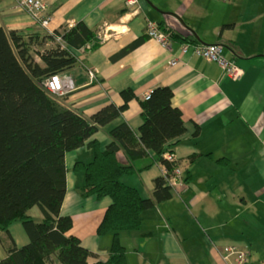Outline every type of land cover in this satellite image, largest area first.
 <instances>
[{"label":"crops","instance_id":"0c3cea01","mask_svg":"<svg viewBox=\"0 0 264 264\" xmlns=\"http://www.w3.org/2000/svg\"><path fill=\"white\" fill-rule=\"evenodd\" d=\"M45 1L50 15L46 31L83 22L103 34L98 48L81 53L80 64L60 74L73 86L61 97L62 105L89 117L107 103L120 104L118 94L125 88L142 99L155 87L168 86L172 106L182 113L184 132L172 147L182 182L169 198L142 212L149 235L122 238L127 263L233 264L232 256L225 260L219 251L234 245L248 252L244 264H264V0H139L135 14L124 0ZM147 19L163 20L176 32L196 35L200 43L225 44L223 54L242 68V78L232 80L213 61L180 54L183 41L172 39L169 50L144 38ZM223 24L230 26L220 34ZM0 26L20 34L45 31L13 0H0ZM171 58L178 63L170 66ZM89 69L95 70L92 80ZM140 113L137 100H131L121 117L100 127L93 138L104 148L108 130L121 120L138 136ZM117 157L141 168L121 181L150 197L163 166L153 162L144 168L152 161L149 151L132 162L122 150ZM91 159L86 145L65 154L60 208L72 219L68 233L93 254L87 264L106 259L110 244L109 236L96 232L110 198L81 197L77 188L83 175L72 171L75 161ZM28 242L22 224L13 222L7 232L0 231V260L12 243L21 247Z\"/></svg>","mask_w":264,"mask_h":264},{"label":"trees","instance_id":"16d2710c","mask_svg":"<svg viewBox=\"0 0 264 264\" xmlns=\"http://www.w3.org/2000/svg\"><path fill=\"white\" fill-rule=\"evenodd\" d=\"M150 22L156 23L170 42L175 39L182 44H209L200 43L196 35L190 38L176 32L163 20ZM228 26L223 24L220 34ZM185 28L193 34L188 26ZM145 37L149 38L144 34ZM102 41L100 30L90 29L83 22L29 34L0 26V231L7 232L10 224L19 221L29 237L21 247L12 243L0 264H87L93 256L76 236L68 233L71 217L60 213L66 192L65 154L83 145L92 151V159L77 160L72 166L74 173L83 175V184L77 188L79 195L111 200L96 228L99 236L110 237L108 255L92 264H128L122 238L149 235L151 231L141 224L142 212L171 196L166 176L175 164L164 159L163 154L173 151L184 132V122L181 111L171 104L173 91L168 86H157L142 99L131 88H125L118 94L120 104L107 103L89 117L62 105L61 97L43 86L51 75H60L80 64L81 53L95 50ZM219 44L223 45L224 56L226 45ZM229 60L238 66L233 58ZM87 75L94 79L95 70L89 69ZM242 75L243 70L239 77L225 76L239 80ZM131 100H137L141 110L138 136L121 120L108 130L109 141L101 148L94 134L120 118ZM120 150L130 162L145 157L149 151L152 161L144 168L158 162L166 170V175L153 180L150 197H142L136 188L121 181L141 168L120 163ZM33 207L40 212L39 221L28 213Z\"/></svg>","mask_w":264,"mask_h":264},{"label":"built area","instance_id":"2783aa9c","mask_svg":"<svg viewBox=\"0 0 264 264\" xmlns=\"http://www.w3.org/2000/svg\"><path fill=\"white\" fill-rule=\"evenodd\" d=\"M16 5L25 12L30 19L38 24L42 29L47 30V25L50 20V16L47 15V5L45 0H13ZM139 0H124L125 7L131 11L132 14L137 12ZM49 32V31H48ZM144 34L149 38L153 39L155 42L171 50V42L167 36L162 33L156 23L147 21ZM223 45L212 43V44H193V43H183L179 46V52L182 55L186 54H195L200 56L207 61H215L222 68L224 74L230 78L239 77L242 74V70L234 65L232 60L227 59L222 55ZM170 66L177 64V60L171 58L168 61ZM44 88L50 92L55 97H62L66 93L70 92L72 89V84L69 80H66L60 75H51L43 83ZM144 97H148L146 94ZM163 158L168 162L174 163L175 166L172 169L171 173L166 176V184L174 189L182 182L181 170L178 164V159L174 152L167 151L163 154ZM163 175H166V170L163 168ZM226 259L229 256L234 257V261L237 264L245 262L248 252L245 249L238 248L234 245H229L224 247ZM225 259V258H224Z\"/></svg>","mask_w":264,"mask_h":264},{"label":"rangeland","instance_id":"374dc122","mask_svg":"<svg viewBox=\"0 0 264 264\" xmlns=\"http://www.w3.org/2000/svg\"><path fill=\"white\" fill-rule=\"evenodd\" d=\"M129 12H131L130 10H128ZM103 35V34H102ZM32 211L30 212V214L33 216V218L36 220L37 218H36V215H38V216H40V214H39V212L37 211L38 209H37V207H33L32 209H31ZM229 245H226V246H223L222 247V249L219 251L220 252V255H221V257L224 259L225 258V260H226V256H225V253L223 252V249H224V247H228Z\"/></svg>","mask_w":264,"mask_h":264},{"label":"water","instance_id":"95a60500","mask_svg":"<svg viewBox=\"0 0 264 264\" xmlns=\"http://www.w3.org/2000/svg\"><path fill=\"white\" fill-rule=\"evenodd\" d=\"M148 2V1H147Z\"/></svg>","mask_w":264,"mask_h":264}]
</instances>
